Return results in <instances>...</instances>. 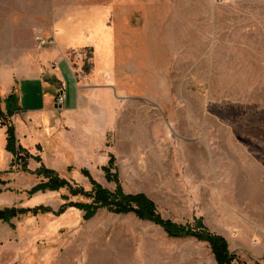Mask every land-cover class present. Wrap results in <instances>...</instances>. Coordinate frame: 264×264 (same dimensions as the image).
<instances>
[{
  "label": "rangeland",
  "instance_id": "obj_1",
  "mask_svg": "<svg viewBox=\"0 0 264 264\" xmlns=\"http://www.w3.org/2000/svg\"><path fill=\"white\" fill-rule=\"evenodd\" d=\"M49 35L55 44L42 45ZM59 43L100 147L82 161L68 153L44 163L90 190L86 165L114 190L99 166L114 153L127 192L146 193L178 223L203 217L227 238L234 264H264V0H0V71L25 70ZM5 151L0 209L65 201L66 188L29 196L41 178L10 169ZM0 264L217 262L208 242L169 237L133 213L100 209L86 220L70 207L1 222Z\"/></svg>",
  "mask_w": 264,
  "mask_h": 264
},
{
  "label": "crops",
  "instance_id": "obj_2",
  "mask_svg": "<svg viewBox=\"0 0 264 264\" xmlns=\"http://www.w3.org/2000/svg\"><path fill=\"white\" fill-rule=\"evenodd\" d=\"M71 27V30L67 28L70 38L74 37L75 23ZM67 29L57 36L59 42L64 41ZM90 44L85 43L82 46ZM62 45L67 44L59 43L56 49L44 54L39 63L30 60L31 65L25 70L0 71V96L5 97L14 88L17 89L23 110L14 115L12 121L16 127L19 144L30 153L40 155L42 159L50 154L52 159L64 161L67 160V154L71 153L74 160L82 161L86 154L99 149L100 142H94V114L82 110V82L67 58L61 55L64 50ZM67 88L71 91L65 104L61 106L57 104L56 97L61 89L66 91ZM6 129L5 125L0 124V147L4 151ZM12 157L10 153V159ZM106 161L107 158L99 166L104 165ZM35 163L36 169L40 163Z\"/></svg>",
  "mask_w": 264,
  "mask_h": 264
},
{
  "label": "trees",
  "instance_id": "obj_3",
  "mask_svg": "<svg viewBox=\"0 0 264 264\" xmlns=\"http://www.w3.org/2000/svg\"><path fill=\"white\" fill-rule=\"evenodd\" d=\"M4 104V106H2ZM23 107L20 103V96L14 88L7 96H0V120L6 126V150L13 157L10 161V169L20 164L23 171H28L40 177L41 180L26 190L29 196L39 192L59 191L66 188L69 195H63L65 200L57 208L50 205L39 204L35 206H6L0 209V223H11L14 218L25 215H39L52 213L61 215L70 207H75L83 211V218L88 220L94 217L100 209H106L114 214L133 213L141 220L154 222L161 226L169 237L191 236L200 241L208 242L217 264H234L236 255L230 251L227 238L217 232L211 231L203 217H197L193 223H178L163 217L157 205L144 192H127L122 184L118 172L116 171V157L114 153L109 154L107 164L101 166L108 181L115 183V189L111 190L96 180L87 167H82V174L88 178L91 189L87 190L83 186L72 182L62 176L59 172L47 166L40 155L30 153L28 149L19 144L16 136V127L9 121L11 117L21 112ZM34 159L40 165L35 170L28 167L29 160ZM4 183V180H0ZM70 196H83L90 201L70 200Z\"/></svg>",
  "mask_w": 264,
  "mask_h": 264
},
{
  "label": "built area",
  "instance_id": "obj_4",
  "mask_svg": "<svg viewBox=\"0 0 264 264\" xmlns=\"http://www.w3.org/2000/svg\"><path fill=\"white\" fill-rule=\"evenodd\" d=\"M38 39L40 40L42 45H54L55 44V37L53 35L49 36H39ZM66 101V94L64 93V89H61L56 97V102L59 105H64Z\"/></svg>",
  "mask_w": 264,
  "mask_h": 264
}]
</instances>
